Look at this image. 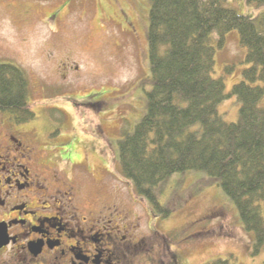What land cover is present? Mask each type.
<instances>
[{
    "label": "rangeland",
    "instance_id": "rangeland-1",
    "mask_svg": "<svg viewBox=\"0 0 264 264\" xmlns=\"http://www.w3.org/2000/svg\"><path fill=\"white\" fill-rule=\"evenodd\" d=\"M227 6L253 17L264 12V7L246 0H230ZM149 7V0H0V65L24 71L31 108L42 122L40 142L18 137L38 150L49 147L48 156L62 153L86 165L101 186L96 212L125 198L140 217V233H149L151 239L149 229H155L158 240L164 237L181 264L218 259L264 264V250L251 256L252 237L234 204L202 173L171 177L159 194V202L171 208L166 220L151 211L121 173L116 141L141 118L149 89ZM245 55L234 30L226 35L223 48H216L213 77L223 79L226 92L250 66ZM219 112L225 121L235 122L238 104L230 98L220 104ZM2 119L9 120V115L0 112ZM28 126L15 127V134ZM4 132L0 128V150H14ZM90 185L87 180L86 191ZM0 264L29 263L15 261L8 248ZM131 264L148 263L137 256Z\"/></svg>",
    "mask_w": 264,
    "mask_h": 264
},
{
    "label": "trees",
    "instance_id": "trees-1",
    "mask_svg": "<svg viewBox=\"0 0 264 264\" xmlns=\"http://www.w3.org/2000/svg\"><path fill=\"white\" fill-rule=\"evenodd\" d=\"M229 1L149 0L145 108L116 143L121 173L162 220L171 208L159 194L171 177L205 175L234 204L255 256L264 250V12L242 15ZM246 3L264 7V0ZM233 30L250 66L226 92L223 79L213 77L214 56ZM230 98L238 104L235 122L219 112ZM31 107L24 71L1 64L0 112L21 125L35 118Z\"/></svg>",
    "mask_w": 264,
    "mask_h": 264
},
{
    "label": "flooded vegetation",
    "instance_id": "flooded-vegetation-1",
    "mask_svg": "<svg viewBox=\"0 0 264 264\" xmlns=\"http://www.w3.org/2000/svg\"><path fill=\"white\" fill-rule=\"evenodd\" d=\"M38 119L16 134L14 128L25 124L0 121L16 146L0 150V257L9 248L15 261L29 264H131L137 256L148 264H181L155 229L148 228L151 239L140 233V217L125 198L96 212L101 186L86 165L62 153L48 156L49 147L38 150L19 139L39 141ZM87 180L92 185L86 191Z\"/></svg>",
    "mask_w": 264,
    "mask_h": 264
},
{
    "label": "water",
    "instance_id": "water-1",
    "mask_svg": "<svg viewBox=\"0 0 264 264\" xmlns=\"http://www.w3.org/2000/svg\"><path fill=\"white\" fill-rule=\"evenodd\" d=\"M4 234L2 232V227L0 226V248L3 246Z\"/></svg>",
    "mask_w": 264,
    "mask_h": 264
}]
</instances>
